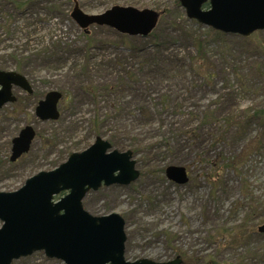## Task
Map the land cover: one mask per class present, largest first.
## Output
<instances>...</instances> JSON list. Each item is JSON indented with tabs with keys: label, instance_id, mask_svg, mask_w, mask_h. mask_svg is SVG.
Returning a JSON list of instances; mask_svg holds the SVG:
<instances>
[{
	"label": "rangeland",
	"instance_id": "rangeland-1",
	"mask_svg": "<svg viewBox=\"0 0 264 264\" xmlns=\"http://www.w3.org/2000/svg\"><path fill=\"white\" fill-rule=\"evenodd\" d=\"M76 2L90 15L121 6L158 16L146 35L82 28ZM0 70L33 89L14 87L16 100L0 107V191L100 136L131 150L139 175L89 190L82 206L124 218L126 260L264 264V30L221 33L188 18L179 0H0ZM51 90L62 94L59 117L40 120L35 107ZM25 125L35 136L11 161ZM169 165L183 166L188 181L168 179ZM11 264L64 262L38 250Z\"/></svg>",
	"mask_w": 264,
	"mask_h": 264
},
{
	"label": "water",
	"instance_id": "water-1",
	"mask_svg": "<svg viewBox=\"0 0 264 264\" xmlns=\"http://www.w3.org/2000/svg\"><path fill=\"white\" fill-rule=\"evenodd\" d=\"M208 2V8H202ZM188 18L224 33L248 36L264 30V0H180ZM71 16L82 28L110 24L128 34H148L158 13L151 9L114 6L101 14H86L76 2ZM13 87L32 93L26 77L16 71L0 70V107L14 102ZM61 93L48 91L37 102L34 113L40 120H56ZM35 136L32 125L23 126L12 138L9 159L28 152ZM132 151L111 150L100 136L86 149L72 152L52 170L39 171L13 191H0V264L43 250L48 258L64 264H180L179 257L165 262L124 256L125 220L118 213L94 216L82 206L89 190L101 185H128L136 180ZM168 179L177 184L188 181L183 166L165 168ZM65 192L58 199L56 195ZM264 231V224L259 227Z\"/></svg>",
	"mask_w": 264,
	"mask_h": 264
},
{
	"label": "trees",
	"instance_id": "trees-1",
	"mask_svg": "<svg viewBox=\"0 0 264 264\" xmlns=\"http://www.w3.org/2000/svg\"><path fill=\"white\" fill-rule=\"evenodd\" d=\"M222 33V32H221ZM57 198V197H56Z\"/></svg>",
	"mask_w": 264,
	"mask_h": 264
}]
</instances>
